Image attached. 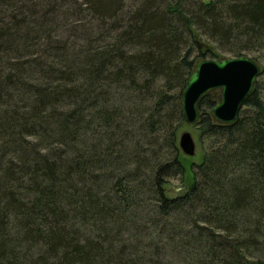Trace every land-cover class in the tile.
Segmentation results:
<instances>
[{
  "label": "trees",
  "instance_id": "obj_1",
  "mask_svg": "<svg viewBox=\"0 0 264 264\" xmlns=\"http://www.w3.org/2000/svg\"><path fill=\"white\" fill-rule=\"evenodd\" d=\"M126 1L0 0V264H264L262 82L200 101L165 192L195 61L263 54L264 0Z\"/></svg>",
  "mask_w": 264,
  "mask_h": 264
},
{
  "label": "water",
  "instance_id": "obj_2",
  "mask_svg": "<svg viewBox=\"0 0 264 264\" xmlns=\"http://www.w3.org/2000/svg\"><path fill=\"white\" fill-rule=\"evenodd\" d=\"M197 44L200 48H208L201 42ZM260 73L256 59L245 54L197 59L181 93L183 122L196 125L201 116L200 101L211 95L214 105L209 114L213 121L233 124ZM177 144L184 155H194L195 141L189 132L181 133Z\"/></svg>",
  "mask_w": 264,
  "mask_h": 264
},
{
  "label": "rangeland",
  "instance_id": "obj_3",
  "mask_svg": "<svg viewBox=\"0 0 264 264\" xmlns=\"http://www.w3.org/2000/svg\"><path fill=\"white\" fill-rule=\"evenodd\" d=\"M129 1H131V0H127L126 3H128ZM79 2H80V0H79ZM201 40H202L203 44L207 45V47H213V49H215L214 44L211 41H209L207 38H205L204 36H201ZM213 51H215L216 57L210 58L209 56H206L205 58L215 59V58H220L223 56H231L228 53H220L216 50H213ZM244 54L251 56L253 58L256 57V61L258 62L260 69L264 70V52H263V54L262 53L258 54V52H246ZM261 54H262V56L259 57V55H261ZM259 81L262 82V86L264 87V75L262 77L258 76L255 84ZM184 131H187L192 135V137L195 141V153L193 156H186L179 149L180 150L179 152L181 153V157L183 158V161H184L185 166H186V172H185V175L183 176L182 179L181 178L180 179L171 178L165 184V192L169 196H173L175 194L180 193L183 189L182 182H185V181L188 182L191 180V176H190V172H189V165L192 161L197 162L201 159L202 154L204 152L205 145H207V140L201 138L200 130H199L197 125H188V124L183 122L179 127H177V130H176L177 140L179 139L180 134L183 133ZM142 134L143 133H141V136H142ZM143 137H144V140H142V137L140 140H138L139 144L142 147H144L142 145L143 142L146 143V141L148 139L146 136H143ZM182 180H185V181H182Z\"/></svg>",
  "mask_w": 264,
  "mask_h": 264
}]
</instances>
